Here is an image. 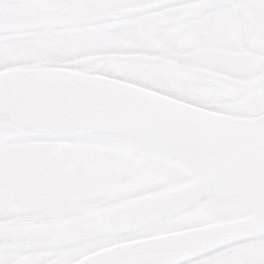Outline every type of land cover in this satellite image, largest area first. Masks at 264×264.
Returning <instances> with one entry per match:
<instances>
[{
  "label": "snow or ice",
  "instance_id": "obj_1",
  "mask_svg": "<svg viewBox=\"0 0 264 264\" xmlns=\"http://www.w3.org/2000/svg\"><path fill=\"white\" fill-rule=\"evenodd\" d=\"M0 264H264V0H0Z\"/></svg>",
  "mask_w": 264,
  "mask_h": 264
}]
</instances>
